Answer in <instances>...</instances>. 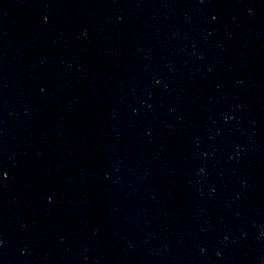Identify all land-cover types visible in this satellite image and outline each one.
Returning a JSON list of instances; mask_svg holds the SVG:
<instances>
[{
  "label": "water",
  "instance_id": "water-1",
  "mask_svg": "<svg viewBox=\"0 0 264 264\" xmlns=\"http://www.w3.org/2000/svg\"><path fill=\"white\" fill-rule=\"evenodd\" d=\"M0 264H264V0H0Z\"/></svg>",
  "mask_w": 264,
  "mask_h": 264
}]
</instances>
